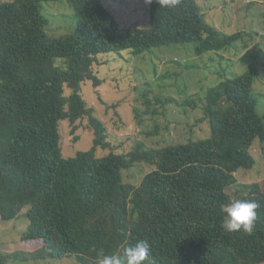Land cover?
<instances>
[{
  "label": "trees",
  "instance_id": "trees-1",
  "mask_svg": "<svg viewBox=\"0 0 264 264\" xmlns=\"http://www.w3.org/2000/svg\"><path fill=\"white\" fill-rule=\"evenodd\" d=\"M65 1L0 3V218L13 221L29 208L22 242L41 244L2 256L0 264L62 257L98 264L140 239L151 244L152 264H264V187L238 185L236 177L255 167L252 148L264 143L256 67L204 97L157 99L186 113L203 106L210 138L163 148L139 143L102 157L97 150L111 147L108 130L81 88L86 81L102 85L95 70L101 55L136 56L193 43L203 56L233 47L244 33L226 34L208 22L198 0H179L175 7L151 0L149 27L135 28H121L102 0H67L76 28L50 38L43 4ZM143 97L145 113L158 114L147 91ZM85 117L93 145L65 158L60 122L69 121L75 132ZM138 163L154 169L137 185L125 182L123 171ZM233 186H239L237 199L260 205L251 234L235 237L221 226Z\"/></svg>",
  "mask_w": 264,
  "mask_h": 264
},
{
  "label": "rangeland",
  "instance_id": "rangeland-1",
  "mask_svg": "<svg viewBox=\"0 0 264 264\" xmlns=\"http://www.w3.org/2000/svg\"><path fill=\"white\" fill-rule=\"evenodd\" d=\"M8 1L11 0L0 3ZM102 1L121 28L149 27L151 0ZM198 3L208 22L226 34L243 32L244 36L233 47L203 56L196 54L193 43L160 47L136 56L130 51L101 55L95 70L102 85L96 88L91 81L81 85L83 97L108 130L111 147L98 149V157L112 150L129 152L139 143L148 148H163L210 138L211 128L209 121L203 120V106L186 113L184 107L161 105L157 99L164 102L175 98L182 102L193 96L204 97L210 88L243 74L251 66L258 69L254 99L259 113L264 114V0H198ZM42 14L50 38L64 37L76 28L74 10L67 0L44 3ZM146 91L153 102L151 109L158 111L156 115L145 113L143 93ZM59 131L65 158L87 151L93 145L94 135L87 117L78 121L75 132L67 120L60 122ZM252 153L256 165L236 174L238 185L259 183L264 187V143L256 141ZM153 169L147 163H138L123 171L124 181L137 185ZM238 188L233 186L228 190L232 201L237 199ZM28 211L25 208L10 222L0 218V257L41 246L38 242H22L30 224ZM233 235L237 237L240 231ZM7 264L80 263L74 257H62Z\"/></svg>",
  "mask_w": 264,
  "mask_h": 264
},
{
  "label": "clouds",
  "instance_id": "clouds-1",
  "mask_svg": "<svg viewBox=\"0 0 264 264\" xmlns=\"http://www.w3.org/2000/svg\"><path fill=\"white\" fill-rule=\"evenodd\" d=\"M163 3L168 7H175L179 0H163ZM259 207L255 200H233L223 210V230L229 234L239 231L251 234ZM145 261L152 264V247L148 240L140 239L134 244L124 246L122 254L103 255L98 264H144Z\"/></svg>",
  "mask_w": 264,
  "mask_h": 264
}]
</instances>
